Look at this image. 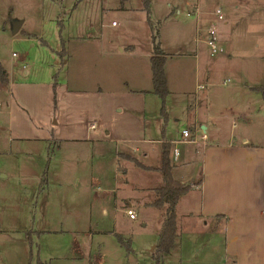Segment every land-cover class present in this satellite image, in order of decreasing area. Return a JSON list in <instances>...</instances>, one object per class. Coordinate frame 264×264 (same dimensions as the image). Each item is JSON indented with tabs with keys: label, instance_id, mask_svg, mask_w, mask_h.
Listing matches in <instances>:
<instances>
[{
	"label": "rangeland",
	"instance_id": "374dc122",
	"mask_svg": "<svg viewBox=\"0 0 264 264\" xmlns=\"http://www.w3.org/2000/svg\"><path fill=\"white\" fill-rule=\"evenodd\" d=\"M183 2L0 0V65L6 72L0 79V264H154L164 204H144L148 192L129 185L119 192L135 217L100 198L106 208L102 214L78 188L90 170L84 168L90 163L86 154L97 151L89 138L134 137L141 131V105L146 117L158 114L159 108L151 105L160 102L156 94L130 90L151 87L145 53L157 46L164 49L171 88L164 109L167 104L178 115V130L186 125L191 66L176 53L177 45L187 41L193 18L185 14ZM236 2V25L221 42L224 53L208 56L204 46L201 50L207 58L219 59L217 82L210 87L222 97L236 81L264 82V0ZM111 19L116 24L109 26ZM15 20L21 23L11 32ZM240 67L243 74H238ZM219 121L228 129L229 118ZM11 136L27 140L10 141ZM106 144L105 180L122 182L112 178L110 142ZM17 147L21 152H14ZM20 163L30 168L24 175L15 171ZM172 174L177 178L174 167ZM92 183L103 186L100 180ZM152 197L153 192L148 199ZM184 227L176 226V231ZM192 228L201 233L189 236V243L184 240L180 255L163 254L160 264L223 263L218 226L195 222ZM77 235L91 244L88 250L75 249Z\"/></svg>",
	"mask_w": 264,
	"mask_h": 264
},
{
	"label": "crops",
	"instance_id": "0c3cea01",
	"mask_svg": "<svg viewBox=\"0 0 264 264\" xmlns=\"http://www.w3.org/2000/svg\"><path fill=\"white\" fill-rule=\"evenodd\" d=\"M185 2L186 0L183 2L182 9L186 12L188 7ZM194 2L198 3L199 15L196 16L191 10L192 13L189 16L193 18L192 27L188 32L186 43L177 45L176 53L182 57L183 63L187 62L191 66L190 76L193 82L191 98L185 99L189 114L185 117L186 125H182L180 129L188 128L189 137L194 140H183L180 129L178 130L176 125L178 115L173 114V110L167 104L165 118L160 112L146 117L144 115L146 107L141 105L139 108L141 113H138L141 131L139 132L138 128L134 137L89 138L91 141H96L97 151L86 154L90 163L85 162L84 168L88 166L90 170L87 179L82 177L85 182L78 189L92 200L91 204H98L102 214L106 213V208L99 200L100 198L112 201L114 206L117 205L125 213L126 207L131 208L130 202L127 198L123 202L125 194L119 191L124 186L131 185L133 190H139L140 193L148 192V198H151L153 187L160 182V174L154 169L158 163L160 142L166 140L170 142L172 148H177L176 157L173 158L171 155L176 179L180 182L186 179L190 181L199 175L200 182L191 185L178 196L175 202L176 226L185 227L180 233L176 231L177 240H174L170 251L164 256H174L178 251L180 255L186 240L189 243V236H197L201 233L192 228L195 222H200L204 227L218 226L219 230L216 232L222 237L220 248L222 264H264V100L261 95L264 82L263 80L236 81L225 90L227 94L225 97L221 96L218 88L210 87L217 82L219 59L207 58L203 55L201 50L205 45L201 41L195 42L192 36L196 25H204L212 19V9L218 5L223 11V19L217 22L219 41L221 43L222 40H228L231 30L236 25L238 3L236 0H195ZM176 10L180 12V8L176 7ZM149 20L152 19L149 17ZM157 49L164 53L161 47L157 46ZM145 55L148 56L149 61L151 52ZM257 57L260 58L263 55L259 54ZM165 62L164 56L165 84L167 93H170ZM238 74H243L242 67ZM151 89L152 85L148 89L130 88L131 91H139L143 95L145 93L150 95ZM151 105L153 109H157L159 101L152 102ZM181 116L184 118L182 112ZM219 117L229 118L228 129L222 127ZM15 138L23 142L27 140L23 136L8 137L10 141ZM119 140H126V143L120 146L116 144ZM107 141L110 142L112 154L114 171L112 178H119L122 182L114 180L110 183L105 180V167L108 165L103 162V154L108 151ZM21 150V147H17L14 152H21ZM124 154L133 156L146 167L135 165ZM92 158H94V164L91 163ZM92 166L95 174H91ZM185 166L190 168L184 169ZM29 169L27 165L20 163L16 165L15 171L24 175ZM133 178L136 183L132 181ZM93 180L102 181L103 186L100 188L98 184L93 185ZM148 198L143 203L151 205ZM76 237L78 241L75 240L78 243H75V249L88 250L91 247V244L81 241L80 235ZM189 246L188 244V248Z\"/></svg>",
	"mask_w": 264,
	"mask_h": 264
},
{
	"label": "trees",
	"instance_id": "16d2710c",
	"mask_svg": "<svg viewBox=\"0 0 264 264\" xmlns=\"http://www.w3.org/2000/svg\"><path fill=\"white\" fill-rule=\"evenodd\" d=\"M164 55L155 47L149 56L151 72V91L159 97V112L165 118L164 96L167 93L165 76L163 71ZM6 78L4 69L0 65V79ZM261 95L264 100V89L261 88ZM171 144L162 140L159 146L158 163L154 167L160 174V182L153 187V197L149 204L161 206L164 204L161 225L157 233V241L153 255L154 264H160L162 255L170 251L176 237V220L174 205L178 196L184 193L191 185L200 182V176L193 177L187 182H180L172 174L173 163L171 160ZM124 156L133 161L135 165L146 167L138 162L133 156L124 154ZM117 235V234H116ZM120 240V236L117 235ZM37 264H43L37 261Z\"/></svg>",
	"mask_w": 264,
	"mask_h": 264
},
{
	"label": "built area",
	"instance_id": "2783aa9c",
	"mask_svg": "<svg viewBox=\"0 0 264 264\" xmlns=\"http://www.w3.org/2000/svg\"><path fill=\"white\" fill-rule=\"evenodd\" d=\"M185 5L188 7V10H186L185 12L186 14H191L192 13L191 10H192L194 11L196 16L199 15L200 9L198 3L186 0ZM211 14H212V19L209 20L207 23L201 26L196 25L195 32L192 38L195 42L201 41L205 45L208 55L213 56L220 54L224 51V47L219 41L218 31H217V22L223 19V11L221 7L217 5L213 7ZM114 24H116V22L114 21V19H111L110 25H114ZM180 134L183 140H194V138L192 139L189 137V130L186 127L180 129ZM171 155L173 158L176 157L177 155L176 147L172 148ZM125 213L129 218L135 217L133 210L130 207L125 208Z\"/></svg>",
	"mask_w": 264,
	"mask_h": 264
},
{
	"label": "water",
	"instance_id": "95a60500",
	"mask_svg": "<svg viewBox=\"0 0 264 264\" xmlns=\"http://www.w3.org/2000/svg\"><path fill=\"white\" fill-rule=\"evenodd\" d=\"M20 23H21V20L13 21L11 24V32H15L18 29Z\"/></svg>",
	"mask_w": 264,
	"mask_h": 264
}]
</instances>
